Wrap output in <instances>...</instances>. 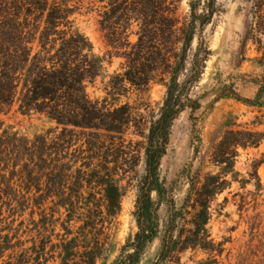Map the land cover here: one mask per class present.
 Instances as JSON below:
<instances>
[{
  "label": "trees",
  "instance_id": "16d2710c",
  "mask_svg": "<svg viewBox=\"0 0 264 264\" xmlns=\"http://www.w3.org/2000/svg\"><path fill=\"white\" fill-rule=\"evenodd\" d=\"M207 1L206 15L197 14L195 2L191 19L179 28L177 0H101L105 4L99 21L101 31L110 47L127 61V70L117 77L115 89L125 81L132 86H145L156 71H160L167 89L159 116L150 123L146 138L145 176L134 212L138 231L133 242L121 248L113 264H140L156 239H160L161 245L153 264H180V255L189 249L221 254V245L215 244L208 228L211 204L229 186L225 177L234 172L238 149L258 147L264 139V133L247 129L227 131L213 153V162L222 167V173L202 178L186 169L183 177L189 188L180 206L173 187H167L161 180L160 164L174 121L185 110H190L194 121L201 109L200 102L192 100L189 93L201 75V38L190 69L187 64L197 30L202 35L216 14L217 0ZM68 3V0H0V114L17 107L23 114L45 116L57 129L61 128V134L54 139L40 135L30 140L9 136L7 132L0 136V199L4 198L6 205L15 201L17 184L26 197L34 193L36 200L41 201L38 205L45 198H53V202L56 198V206L71 212L76 207L79 189L90 176L81 168L74 170L76 156L70 152L73 133L77 129L93 132L95 139L89 141L88 148L94 150L101 147L100 138L105 133H122L129 122L127 105L110 111L89 98L86 84L99 76L101 65L91 58L87 39L72 32L73 8ZM248 3L249 35L256 31L264 35V0ZM133 25L139 28L135 44L130 41ZM189 70L191 76L180 83V77ZM256 85L253 98H242L229 87V94L216 101L231 98L262 109L264 80ZM121 111H126L125 116L119 115ZM196 138L201 143V137ZM82 167L87 168V164ZM253 177L258 181L257 187H261L257 171ZM75 179L76 188L72 189L70 184ZM104 185L108 215L115 216L121 209L122 194L117 187ZM66 231L70 234V230ZM63 243L62 264H72L76 255L72 241ZM101 246V239L96 238L89 264H96ZM2 250L0 245V254ZM216 255L207 264H216Z\"/></svg>",
  "mask_w": 264,
  "mask_h": 264
},
{
  "label": "rangeland",
  "instance_id": "374dc122",
  "mask_svg": "<svg viewBox=\"0 0 264 264\" xmlns=\"http://www.w3.org/2000/svg\"><path fill=\"white\" fill-rule=\"evenodd\" d=\"M177 1L179 28L191 19L193 3H197V14H207V0ZM68 2L73 8L72 32L87 39L91 58L101 65L99 76L86 84L89 98L110 111L127 105L129 122L122 133H105L100 138L101 147L94 150L88 148L89 141L95 139L93 132L77 129L73 133L70 152L76 156L74 170L81 168L90 176L79 189L76 207L71 212L56 206V198L54 202L53 198H45L38 205L41 201L36 200L35 194L26 197V192L17 184L11 205L0 199V245L4 249L0 264H62L63 240L72 241L71 247L76 253L72 264H89L96 238L102 242L96 264H113L121 248L133 242L138 231L134 212L138 189L145 176L146 138L150 123L159 116L167 89L160 71L153 73L145 86H132L125 81L115 89L117 77L127 70V61L110 47L101 31L99 21L105 4L101 0ZM248 2L217 0L212 23L202 35L197 30L188 53L187 68L190 69L199 40H203L201 75L189 92L192 100L200 102L201 109L194 121L190 110L174 121L167 152L160 164L161 180L167 187H173L178 206L189 188L183 177L186 169L192 175L199 173L202 178L222 173V167L213 162V153L227 131L247 129L264 133V108L248 107L231 98L216 101L229 94V87L242 98H253L256 83L264 80V35L257 31L249 35ZM138 30L133 25L132 44L138 41ZM190 76V70L186 71L179 82ZM125 112L119 115L125 116ZM56 127L45 116L23 114L17 107L0 114V136L7 132L9 136L30 140L40 135L54 139L61 134V128ZM197 136L201 137V143ZM84 163L87 168L82 167ZM256 171L259 188L253 177ZM225 179L229 186L213 200L208 225L211 238L216 245H221V254L189 249L180 255V264H207L213 255L217 257L216 264H264V139L258 147L238 149L234 172ZM73 182L75 185L70 184V188L75 189L76 179ZM106 183L117 187L122 194L121 209L115 216L108 215ZM160 216L162 220L165 218L164 207ZM160 245V239H156L140 264H153Z\"/></svg>",
  "mask_w": 264,
  "mask_h": 264
}]
</instances>
